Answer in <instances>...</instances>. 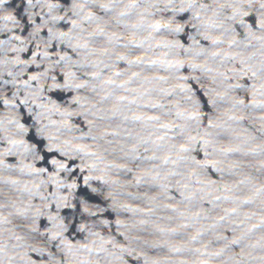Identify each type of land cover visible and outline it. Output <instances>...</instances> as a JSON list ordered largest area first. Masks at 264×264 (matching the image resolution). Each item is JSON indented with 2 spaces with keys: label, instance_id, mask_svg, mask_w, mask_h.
I'll list each match as a JSON object with an SVG mask.
<instances>
[{
  "label": "water",
  "instance_id": "water-1",
  "mask_svg": "<svg viewBox=\"0 0 264 264\" xmlns=\"http://www.w3.org/2000/svg\"><path fill=\"white\" fill-rule=\"evenodd\" d=\"M0 264H264V0H0Z\"/></svg>",
  "mask_w": 264,
  "mask_h": 264
}]
</instances>
